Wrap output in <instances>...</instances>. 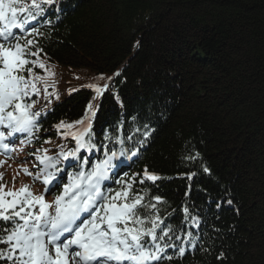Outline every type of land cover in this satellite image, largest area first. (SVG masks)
Returning a JSON list of instances; mask_svg holds the SVG:
<instances>
[{"label":"trees","instance_id":"trees-1","mask_svg":"<svg viewBox=\"0 0 264 264\" xmlns=\"http://www.w3.org/2000/svg\"><path fill=\"white\" fill-rule=\"evenodd\" d=\"M67 4L37 47L55 98L49 133L90 101L108 143L134 137L144 121L154 130L136 166L160 175L148 187L162 199L158 213L182 221L188 206L213 223L203 250L168 264H264V0ZM76 74L94 86L112 79L97 99L84 80L69 81Z\"/></svg>","mask_w":264,"mask_h":264},{"label":"bare ground","instance_id":"bare-ground-1","mask_svg":"<svg viewBox=\"0 0 264 264\" xmlns=\"http://www.w3.org/2000/svg\"><path fill=\"white\" fill-rule=\"evenodd\" d=\"M134 114H132V116H133V118H141L142 117V114L141 113H139V115H137V113L135 114V112H133ZM127 122H133L132 120H127V119H125ZM22 129V128H21ZM100 135H102L103 137H107L108 135H109V133H107V132H105V131H103V132H101V134ZM99 135V136H100ZM62 136H66V134H63ZM65 138V137H64ZM64 138H62L58 143L59 144H61V142L62 141H64ZM47 139H48V141H50V142H53L54 141V143L52 144V145H55L56 144V142H57V139H55L54 140V137L53 136H51V135H49V136H47ZM64 145V147H67V148H69L70 147V149H71V146H69V144H63ZM79 147L80 146H76L75 148H74V150L76 151V152H74V153H80L78 150H79ZM98 152H100V148H98L96 151H93V152H90V156L91 157H94L95 155H97L96 153H98ZM57 170L58 171H62V168L61 167H57ZM70 175H72L71 173L69 174V176ZM188 178H189V180L192 182L191 183V185H189V188H190V191L191 190H193V185H194V183L196 182L195 180H194V172H189L188 173V175H186ZM53 179L51 180V186H52V188H55L56 187V185H57V179H56V177H52ZM40 181V180H39ZM42 183H43V180H42ZM58 183H59V188L63 185L62 184V182L60 181V179L58 180ZM50 188V186L48 187V189ZM139 188V185H137L136 186V190H137V192L135 193V195H138L139 194V192H140V190L138 189ZM142 193L145 195V197L148 199V200H151V196H150V192L149 191H147V192H145V191H142ZM224 198H232L230 195H228L227 193H224ZM43 198V201H47L48 200V195L46 194V193H43V196H42ZM81 200H85V197H82V198H80ZM160 202H162V201H160ZM159 202V203H160ZM143 205L145 204V203H142ZM147 204H149V203H147ZM0 205H1V203H0ZM139 206H141V204L139 205ZM183 216H186V215H183ZM6 217H10V218H12V219H15L14 220V222L15 221H17V219H19L18 217H19V213L15 210V206H14V204H10L9 206H7V207H5V208H2V207H0V222L2 221V220H4ZM139 222H141V221H139ZM154 224L155 225H162V222H159V221H156V220H154ZM149 225H151V223L150 224H147V226H149ZM184 225V224H183ZM179 228H180V230L181 231H185V228L183 227V226H181V225H177ZM185 226V225H184ZM53 227V226H52ZM15 231V233L18 231V230H20V224H18V225H16V226H3V225H1L0 224V236L3 238V240H4V247H0V252H4V251H11V250H13L14 248H15V245H16V240H17V238H18V236L17 235H10L11 233H14V231ZM192 231V230H191ZM134 232H137V229H134ZM54 235H52L51 237H53ZM2 240L0 239V242H1ZM3 264H9V262H3ZM125 264H130V262H127V263H125Z\"/></svg>","mask_w":264,"mask_h":264},{"label":"rangeland","instance_id":"rangeland-1","mask_svg":"<svg viewBox=\"0 0 264 264\" xmlns=\"http://www.w3.org/2000/svg\"><path fill=\"white\" fill-rule=\"evenodd\" d=\"M65 7H68V4H67ZM195 34H196V33H193V34H191V36H194ZM176 42H177L178 45H180V43H182V42H180V41H176ZM192 44H193V43H192ZM192 47H197V46H196L195 44H193ZM198 49H199V48H198ZM199 52H200L202 55H204V59H206V55H205L203 52H201L200 50H199ZM207 57H208V56H207ZM126 63H128V61H126ZM117 66H118V64L115 66V68H116ZM111 69H112V68H111ZM118 83H119V82L116 81L115 84H114V87L118 88ZM119 112H121V110H119ZM20 118H22V117L20 116ZM246 120H247V117H246ZM140 123L142 124L141 127H144V126H143V124H145L144 121H141ZM0 160H2L1 156H0ZM21 181H24V178H23V177L21 178ZM15 184H16V186H17V191H20L21 188L19 187L18 183L15 182ZM236 205H237V204H236ZM233 206H234V203H233V201H232V199H231V204L227 205L226 207H228V209H232ZM217 210H219V208H217ZM200 218H201V220H202L201 223L203 224V227L205 228V230L210 229L209 226H212L213 223L208 224V223L205 221L206 217H205L204 215H201V213H200Z\"/></svg>","mask_w":264,"mask_h":264}]
</instances>
